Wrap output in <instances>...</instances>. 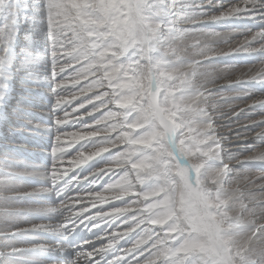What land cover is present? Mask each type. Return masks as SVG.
Wrapping results in <instances>:
<instances>
[{"label":"snow or ice","instance_id":"6c2138e0","mask_svg":"<svg viewBox=\"0 0 264 264\" xmlns=\"http://www.w3.org/2000/svg\"><path fill=\"white\" fill-rule=\"evenodd\" d=\"M52 261L264 264V0H0V264Z\"/></svg>","mask_w":264,"mask_h":264},{"label":"rangeland","instance_id":"374dc122","mask_svg":"<svg viewBox=\"0 0 264 264\" xmlns=\"http://www.w3.org/2000/svg\"><path fill=\"white\" fill-rule=\"evenodd\" d=\"M200 39H207L206 37H200ZM189 42H191V41H189ZM218 47H221V48H224L225 50H226V48H227V46L226 45H217ZM233 46H235V44H233ZM256 66H259V65H256ZM242 67H247V66H242ZM241 67V69H240V71H245V69L244 68H242ZM249 67H251V65L249 66ZM237 74H239V73H237ZM223 81H226V82H228V80H226V79H221L220 81H219V84L218 85H220ZM218 85H216V87H218ZM223 95H230V93H227V92H225V93H223ZM228 109H229V105H224V107H223V111L224 112H227L228 111ZM256 119H259V117H256ZM249 122L248 121H242V124H248ZM221 124H223V125H226L225 127H222L221 128V132H222V134L225 136V138H226V150L227 149H232L233 147H237V145L240 143L239 141H237L236 139H235V133H236V131L238 130V129H240L241 128V125H238V124H231V126H227L228 124H229V121L227 120V119H225V120H222L221 121ZM232 130V131H231ZM235 131V132H234ZM229 134H231V139H229ZM255 135V133L254 132H248L246 135H244V136H241V141H243L244 139H247V140H251L252 139V137ZM233 141H236L235 143H232V144H230L229 145V142L231 143V142H233ZM83 143V142H82ZM86 167H87V165H86ZM82 183H86V182H84L83 181V179H82ZM73 195H76V193H73ZM85 195H86V193H85ZM106 195H108V194H106ZM98 206H100V205H98ZM33 223H48V221H33ZM31 225L30 224H24L23 225V227H25V228H28V227H30ZM52 243H55V242H52ZM22 246H24V247H27V245H22ZM50 264H63V262L62 261H60V262H57V261H52V262H50Z\"/></svg>","mask_w":264,"mask_h":264},{"label":"bare ground","instance_id":"6f19581e","mask_svg":"<svg viewBox=\"0 0 264 264\" xmlns=\"http://www.w3.org/2000/svg\"><path fill=\"white\" fill-rule=\"evenodd\" d=\"M207 39H209V38H207ZM203 40V39H202ZM250 65H247V67H249ZM247 67H242V68H244L245 69V71L247 70ZM228 84V82H226V81H223L220 85H227ZM220 85H218V87L220 86ZM232 131V130H231ZM235 132V131H234ZM251 141V140H250ZM236 141H233V142H229V145L230 144H232V143H235ZM230 149V148H229ZM231 150H233V151H235L236 150V147H233ZM91 163V162H90ZM82 167H86V165H84V166H82ZM100 207H104L103 205H100ZM92 211H94V209H92Z\"/></svg>","mask_w":264,"mask_h":264}]
</instances>
